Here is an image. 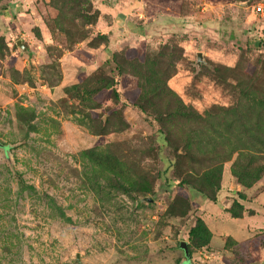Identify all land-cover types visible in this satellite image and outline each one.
<instances>
[{"label":"rangeland","instance_id":"374dc122","mask_svg":"<svg viewBox=\"0 0 264 264\" xmlns=\"http://www.w3.org/2000/svg\"><path fill=\"white\" fill-rule=\"evenodd\" d=\"M258 5L0 0V264H264Z\"/></svg>","mask_w":264,"mask_h":264},{"label":"water","instance_id":"95a60500","mask_svg":"<svg viewBox=\"0 0 264 264\" xmlns=\"http://www.w3.org/2000/svg\"><path fill=\"white\" fill-rule=\"evenodd\" d=\"M17 44L21 47L22 50H26V47L24 46L22 40H19L17 42ZM203 62H204L203 55H202V53H199L198 62H197L198 67H200ZM179 247L184 251V254H185V257H186V261L184 263L186 264L190 260V250H189V247H188V243L186 241H181L180 244H179Z\"/></svg>","mask_w":264,"mask_h":264},{"label":"trees","instance_id":"16d2710c","mask_svg":"<svg viewBox=\"0 0 264 264\" xmlns=\"http://www.w3.org/2000/svg\"><path fill=\"white\" fill-rule=\"evenodd\" d=\"M162 139H163V138H161V140H162ZM216 171H217V177H218V173L220 172V170H219V169H216ZM211 178H214V180H216V176H215V175H212ZM213 199H215V198H213ZM200 230H201L202 232H205V228H204V226H200Z\"/></svg>","mask_w":264,"mask_h":264},{"label":"built area","instance_id":"2783aa9c","mask_svg":"<svg viewBox=\"0 0 264 264\" xmlns=\"http://www.w3.org/2000/svg\"><path fill=\"white\" fill-rule=\"evenodd\" d=\"M257 10H258V13H260V14H263V15H264V7H263V6H261V5H258V6H257Z\"/></svg>","mask_w":264,"mask_h":264}]
</instances>
